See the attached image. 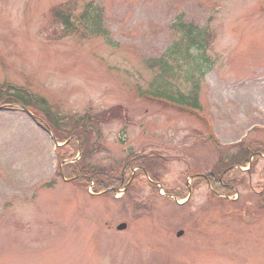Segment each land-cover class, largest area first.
<instances>
[{
    "label": "rangeland",
    "instance_id": "rangeland-1",
    "mask_svg": "<svg viewBox=\"0 0 264 264\" xmlns=\"http://www.w3.org/2000/svg\"><path fill=\"white\" fill-rule=\"evenodd\" d=\"M66 1L0 0V83L44 98L61 119L51 131L16 105L0 108V264H264V151L232 170L238 203L219 202L205 182L180 202L218 148L264 143V0H72L77 16L90 2L100 8L107 32L76 20L60 36L50 8ZM180 16L215 34L200 87L206 120L142 94L157 75L145 58L168 51ZM179 72L176 88L188 91ZM86 113L92 122L76 129ZM69 133L87 134V151L81 140L59 147ZM72 156L95 171L151 158L149 175L181 205L140 172L127 173L130 191L100 195L60 174Z\"/></svg>",
    "mask_w": 264,
    "mask_h": 264
},
{
    "label": "trees",
    "instance_id": "trees-1",
    "mask_svg": "<svg viewBox=\"0 0 264 264\" xmlns=\"http://www.w3.org/2000/svg\"><path fill=\"white\" fill-rule=\"evenodd\" d=\"M74 11L75 6L72 0L53 5L50 8L52 24L64 26L60 36H66L72 32H76L78 30L76 20H80L81 25L92 34H106L107 31L102 26V10L96 7L93 2L86 5L80 16H77ZM172 28L175 33H179V35L173 40L168 51L158 58H145V62L151 70L157 72L156 77L152 81V93L155 95L168 96L173 102L183 104V108L180 107L182 111H188L189 109L188 112L191 113V109L203 108L200 103L201 79L204 77L206 71L212 68V65L211 67H205V63H210V60L206 58V49L214 40L215 34L211 28L203 27L194 21H186L181 16L179 20L172 24ZM179 71L183 72L185 80L190 84V89L188 91L176 88L178 86L176 80L181 79V72ZM17 103L23 104L31 109H38L42 113L44 119L49 122V125L51 127L54 125L57 132L59 131V122L61 119L48 111L44 98L31 95L30 92L25 91L23 87L13 86L9 83L0 84V106L7 108ZM116 110L119 111L120 107L116 106L115 111ZM90 116H92L90 113L79 116L77 118V123H74L75 128L81 129L86 127V121L92 120ZM99 116L105 117V115L102 114ZM50 119L52 122L49 121ZM73 136H77L81 142H85L82 148H86V150H82V153L87 151L86 144L89 145L87 134L81 133L79 135H72L69 133L66 134V137H68L66 139ZM59 139L64 140L65 138ZM72 142L78 150V140L74 138ZM220 151L223 152V154L217 151L218 160L213 164L214 168L212 167L206 175V178L200 177L196 179L193 185L197 187L201 182H207L216 192L227 195L235 194L234 186L227 185V183H231L230 175L232 170H234L235 166H246L253 152L256 154L263 152L264 143L258 142L253 145L239 143V145H236L235 150ZM75 157L76 156L71 157L73 162L64 164V172L77 181L84 180L89 183L92 181L95 182V188L99 191L111 188L106 192L108 195L114 194L116 189L126 187L128 180H130L127 177V173H130V171L133 172V165L138 164L133 160L132 163L128 165H121L117 170L99 168L95 171L87 165L85 166L82 164V161L77 160ZM150 159L151 158L147 157L140 158L139 165L145 169H152L148 162ZM62 160H64V157H62ZM139 172L144 174L142 170ZM152 178L155 179V175H153ZM132 187L133 184L129 186L127 192L130 191ZM156 191L158 190L156 189ZM217 198L219 202L225 204L238 203V201H232L228 198ZM142 204L146 205V201ZM149 205L151 206V203H149Z\"/></svg>",
    "mask_w": 264,
    "mask_h": 264
},
{
    "label": "water",
    "instance_id": "water-1",
    "mask_svg": "<svg viewBox=\"0 0 264 264\" xmlns=\"http://www.w3.org/2000/svg\"><path fill=\"white\" fill-rule=\"evenodd\" d=\"M177 199V198H176ZM127 223H121L120 225H118L117 226V228L119 229V230H125V229H127ZM181 234H183V231H180L179 233H178V236H180Z\"/></svg>",
    "mask_w": 264,
    "mask_h": 264
}]
</instances>
